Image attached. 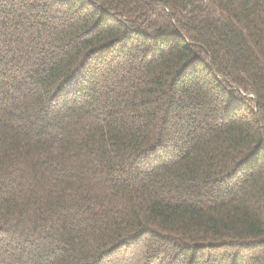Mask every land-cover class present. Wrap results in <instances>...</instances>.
Segmentation results:
<instances>
[{
  "label": "trees",
  "instance_id": "trees-1",
  "mask_svg": "<svg viewBox=\"0 0 264 264\" xmlns=\"http://www.w3.org/2000/svg\"><path fill=\"white\" fill-rule=\"evenodd\" d=\"M264 264V0H0V264Z\"/></svg>",
  "mask_w": 264,
  "mask_h": 264
},
{
  "label": "rangeland",
  "instance_id": "rangeland-1",
  "mask_svg": "<svg viewBox=\"0 0 264 264\" xmlns=\"http://www.w3.org/2000/svg\"><path fill=\"white\" fill-rule=\"evenodd\" d=\"M124 261H125V260H124ZM124 261H123L122 258H121L119 262L122 264Z\"/></svg>",
  "mask_w": 264,
  "mask_h": 264
}]
</instances>
